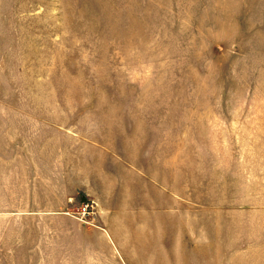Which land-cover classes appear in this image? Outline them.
I'll use <instances>...</instances> for the list:
<instances>
[{
    "label": "rangeland",
    "instance_id": "obj_1",
    "mask_svg": "<svg viewBox=\"0 0 264 264\" xmlns=\"http://www.w3.org/2000/svg\"><path fill=\"white\" fill-rule=\"evenodd\" d=\"M0 99L146 152L162 247L129 264H264V0H0Z\"/></svg>",
    "mask_w": 264,
    "mask_h": 264
},
{
    "label": "crops",
    "instance_id": "obj_2",
    "mask_svg": "<svg viewBox=\"0 0 264 264\" xmlns=\"http://www.w3.org/2000/svg\"><path fill=\"white\" fill-rule=\"evenodd\" d=\"M48 104L0 99V264H129L126 245L160 250L164 190L146 152L68 129ZM86 200L91 222L75 216Z\"/></svg>",
    "mask_w": 264,
    "mask_h": 264
},
{
    "label": "built area",
    "instance_id": "obj_3",
    "mask_svg": "<svg viewBox=\"0 0 264 264\" xmlns=\"http://www.w3.org/2000/svg\"><path fill=\"white\" fill-rule=\"evenodd\" d=\"M95 213L96 211L94 202L86 200L81 203L79 209L75 213V216L84 222H91Z\"/></svg>",
    "mask_w": 264,
    "mask_h": 264
}]
</instances>
